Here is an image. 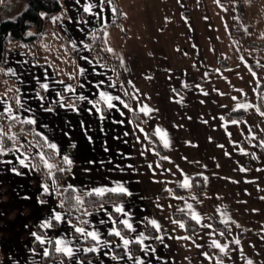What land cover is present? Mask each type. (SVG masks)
<instances>
[{
    "label": "crops",
    "instance_id": "obj_1",
    "mask_svg": "<svg viewBox=\"0 0 264 264\" xmlns=\"http://www.w3.org/2000/svg\"><path fill=\"white\" fill-rule=\"evenodd\" d=\"M254 1L261 16L263 5ZM88 3L97 5L93 14L84 11ZM117 3L122 24L104 30L102 43L119 64L122 87L110 69L89 55L85 42L92 32L114 19L110 0L102 5L100 0H61L63 16L56 19V28L76 57L75 80L71 79L72 69L60 70L67 76L60 77L51 61L34 60L23 49L4 54L1 69L16 89V108L9 96L0 92V115L7 117L5 109L10 108L20 120L34 119L31 125L44 143L45 139L54 143L56 155L69 156L73 164L60 184L55 179L53 189L48 174L44 181L35 172L30 154L13 149L2 156L0 264H135V258L144 264H264V134L260 128L264 116L257 111H264V51L252 49L249 58L239 56V45L230 36L233 29L225 23L227 6L215 0ZM67 63L64 60L61 66ZM202 72H209L205 80L199 77ZM253 73L259 82L250 81ZM42 84L48 85L47 91ZM246 89H251L255 123L237 106ZM101 92L120 97L132 110L119 100H113L115 107L108 108L100 100ZM237 93L242 96L240 103H236ZM80 96L86 99H78ZM61 104L74 105L75 110ZM144 106L151 109L147 115L140 111ZM236 110H242L244 116L233 124L225 116ZM134 114L143 115L145 123L137 124ZM158 128L167 133V148L156 133ZM148 133L156 136L163 155L147 145ZM21 153L27 155L29 167L19 163ZM38 153L31 149V154ZM195 175L205 179L204 193L196 199L159 196L163 190L182 187L185 179L190 184ZM118 183L131 195L105 204L104 210L99 206L87 211L90 215H83L80 223L72 222L56 201L59 186L71 185L75 191L87 193ZM44 184L49 185V194L43 193ZM188 204L200 215L201 224L191 239H178L188 236L186 228L172 221L182 222L174 218L179 213L191 218ZM116 206H122L127 215L115 212ZM54 211L66 215V220L42 228ZM109 215L116 221L128 219L136 231L117 223L121 234L135 240L143 232L149 237L144 245L155 252L145 253L141 245L131 243L134 259H128L120 238L109 234L113 227ZM150 220L157 221L160 231ZM213 220L223 229H216ZM146 223L153 229L152 237L145 232ZM73 225L97 232L100 243L82 237ZM33 233L46 241L63 238L79 251L70 260L61 254L43 263L44 249L51 252L54 244L41 245ZM156 236L163 237V242L153 238ZM214 240L227 245L223 253L212 246ZM93 246L97 252L83 251Z\"/></svg>",
    "mask_w": 264,
    "mask_h": 264
},
{
    "label": "trees",
    "instance_id": "obj_2",
    "mask_svg": "<svg viewBox=\"0 0 264 264\" xmlns=\"http://www.w3.org/2000/svg\"><path fill=\"white\" fill-rule=\"evenodd\" d=\"M5 1L2 0L4 4ZM114 6V19L109 22L107 25L98 28L92 32L85 40L89 55L104 67L112 71L114 80L116 83L122 87V75L120 72V67L116 59L110 57L102 43V36L104 30L112 27H116L122 24V11L120 6L117 3V0H110ZM220 6H232L235 10L236 17L240 21L245 19V7L242 0H215ZM3 4L0 6V12L3 11ZM61 9V0H24V9L16 14L12 18L5 19L0 22V92H4L9 96L11 106L16 108V89L12 83H10L1 67L4 54L7 50L20 48L25 50L34 60L37 61H51L55 65L56 74L60 77L66 78V73H62L60 70L63 68L72 69L71 79H76V57L74 53L70 50L66 44L63 37L59 34L56 28V15ZM262 19L264 25V7L262 8ZM264 31V26H263ZM46 32L53 33L51 37V42L58 44L57 51L50 56L42 55V47L40 46L43 41L44 35ZM126 34L125 30L123 32ZM230 36L239 42H243V36L240 31L231 30ZM247 47L252 49H258L264 51V43L250 41L245 43ZM62 46V47H60ZM63 60H68V63L63 67L61 63ZM262 87L260 86L259 91ZM244 116L242 110H236L230 112L225 116L227 120H236ZM137 124L142 125L145 123L144 117L141 114L133 115ZM20 119L11 121L7 117L0 115V127L4 133L16 134V140H4L5 148H20L21 151L31 155L32 166L35 172L46 181L48 174V169L44 168L43 163L40 161L39 156L31 154V149L35 148L40 152H43L45 157H51L49 163L56 165L60 168H67L68 166L63 164L62 158L58 157L56 153L46 146L42 138L34 131L31 124L21 123ZM146 143L150 146L158 155L164 154V148L159 143L155 135L148 133L146 135ZM23 145V147H21ZM30 145H32L30 147ZM3 155H0V159ZM55 179L58 184H60L66 177L69 171L63 173L57 172L56 168L52 169ZM191 187H174L168 190H163L159 193L160 197L166 196H176V197H199L204 193L205 190V179L200 175H195L191 177L190 180ZM80 197L84 204L78 206L76 204V197ZM125 194H114L106 193L103 197H97L95 194L89 196L86 193H79L77 191H64V188L58 187L56 192V201L60 207L61 202L63 201V207H60L64 210L69 219L74 223H80L81 218L84 215L85 211H90L98 208L101 203L112 204L118 203L125 200ZM174 218L181 220L185 224L186 233L189 237L193 236L194 232L197 229V224L189 216L185 214H174ZM212 224L216 229H223L222 226L216 222L212 221ZM145 232L149 236H153L154 232L150 224H145ZM136 249H134L135 251ZM62 255L54 252L53 248L48 257L42 259L43 263H46L50 259L61 257Z\"/></svg>",
    "mask_w": 264,
    "mask_h": 264
},
{
    "label": "snow or ice",
    "instance_id": "obj_3",
    "mask_svg": "<svg viewBox=\"0 0 264 264\" xmlns=\"http://www.w3.org/2000/svg\"><path fill=\"white\" fill-rule=\"evenodd\" d=\"M77 2H79V0H77ZM105 2V0H100V4L102 5L103 3ZM94 7H97V5L95 4H92V3H88L87 6L84 7V11L87 12V13H90V14H93L92 13V9ZM101 11H103V9L101 8ZM113 11H115V9H113ZM105 35H107V33H105ZM108 51H112L110 48L108 49ZM10 71V70H9ZM81 71H83V69H81ZM41 87L47 91L48 89V85L46 84H42ZM71 90V89H69ZM100 100L105 102L107 104V107L108 108H113L115 107V105L112 103L113 100H119L121 104H124V107L125 108H129V110L131 111L132 109L129 107L128 104H126L123 100H120V97H113L111 95H107L105 94L104 92H101L100 94ZM78 99L80 100H85L86 97L84 96H80L78 97ZM233 99H236L235 97H233ZM61 100H63V97H61ZM91 103V101H89ZM2 103V102H0ZM20 101L17 100V104H19ZM61 106H67V107H72L73 110H75V107L74 105H64V104H61ZM93 107H96V104H93ZM252 107V105L250 104H247V105H238V108H243L244 110H247L248 108ZM48 111H51V109H47ZM100 109L97 108V111H99ZM140 111L143 112L145 115H147L151 109L148 108L147 106H144V107H141L140 108ZM257 111L260 113L261 116H264V111H261L259 108H257ZM5 113L7 114V119L11 120V121H15L18 119V117L14 116L11 114V109L10 108H6L5 109ZM103 118V117H101ZM21 123H25V124H35V120L34 119H24V120H21L20 121ZM233 124H236L238 123V121L236 120H233L232 121ZM156 133L159 135L160 139L163 141V145L165 148H167L169 146V143H168V140H167V133L166 132H163L161 129H157L156 130ZM39 135V134H38ZM16 134H11L9 135L8 133H4L2 130H0V155H8L9 153H12L13 152V149L11 148H5L4 146V140L5 139H8V140H13L15 141L16 140ZM43 138V137H42ZM45 143L47 144V146L53 150H56V145L54 143H50L48 142L46 139H45ZM32 145H30L31 147ZM21 147H23V145H21ZM73 147H75V145H73ZM16 153H19L20 152V148H15L14 150ZM39 156V159L40 161L43 163V166L44 168L48 169V178L50 180L53 181V184H52V188L55 189L56 187V184H55V176H54V173L52 171L53 168H56V171L57 172H60V173H63L65 171H71V166L73 164V161L72 159L67 156V155H64L62 157V162L63 164L67 165L68 167L67 168H60L56 165H53L51 163H49V160L51 159V157H48L46 158L44 153L43 152H40L37 154ZM21 156L23 158L20 159L19 163L21 165H23L24 167H29L30 165L28 163H26L25 161L28 160V157L27 155L21 153ZM164 159H167V157H164ZM13 171L15 172L16 170L13 169ZM17 175H20L21 173L19 172H16ZM182 187L184 188H189L191 187V185L189 184L188 180L185 179L183 184H182ZM42 189H43V193L44 194H49L50 193V187L49 185L47 184H44L42 185ZM72 190V191H75L76 189L73 188L71 185H68L64 188V191H69V190ZM114 193V194H128V195H131V193L128 192L127 188L123 186V184H120L118 183L115 187H111V188H108V187H100V188H95V189H92L91 191L87 192L86 195H93L95 194L97 197H103L106 193ZM192 199H196L195 197H192ZM45 201L41 200L40 203H44ZM76 204L78 206H82L84 204V201L78 196L76 197ZM60 207H63V201L61 202V205ZM187 208L189 210V214L191 216V219L193 221H195L196 224H201V217L200 215H198L195 211H192V205L191 204H188L187 205ZM100 210H104V204L101 203L100 204ZM114 211L117 212V213H121L123 215H127L125 212H124V209L122 206H116L114 208ZM181 211H183V209H181ZM84 215H90V213H88L87 211L84 212ZM66 220V215H62L61 213L59 212H53L52 214V217L50 220H47L45 221L44 223L41 224V227L42 228H51L53 227V222H56V223H60V222H63ZM109 220L112 221L113 223V227L110 231V235H114L116 237H119L120 240L122 241V245L125 249V252H126V255L128 256V259H134L133 256L131 255V252L129 250V245L131 243H137L139 245H141V251L147 253L148 251H152V252H155V249H149L147 246L144 245V241L149 239L148 236H146L143 232L139 233L138 237L135 239V240H131V239H127L125 238L122 234H121V231L117 229L116 227V224H121L123 225V227L129 231H132V232H135L136 229L133 227V224L128 220V219H122V220H119V221H116V220H113V218L111 217V215H109ZM174 224H177L179 228L181 229H185V224L183 222H179V221H175L173 220L172 221ZM83 223L87 224L88 221H83ZM149 223L152 225L153 228H155L157 231H160V225L157 223L156 220H150ZM204 227H211V225H202ZM73 228H74V231L76 233H79L82 237H87V238H90L91 240L95 241L97 243V245L100 243V237L98 235L97 232L95 231H87L86 228H83V227H78V226H75L73 225ZM221 235H223V233H221ZM33 236L35 237V239L37 241H39V243L41 245H44L45 243H52L54 244V250L56 253H59V254H62L63 256H66L68 258H72L74 255H75V251H79V249H76L74 250V248L71 245V242L68 241V240H65L63 238H56L54 241L49 239V240H45L44 238H42L41 236L39 235H36L35 233H33ZM154 239H157V240H160L161 242H163V237H160V236H156V237H153ZM178 239H191V237H188V236H184V237H178ZM235 243H239V241H235ZM197 247H201L200 245H196ZM212 246L216 247L217 249L220 250V252H224L225 251V248L227 247V245H221L219 242L217 241H213L212 243ZM84 252H97L98 251V248L96 246H93L91 248H85L83 249ZM42 255L44 257H48L50 255V252L48 251L47 248L44 249ZM205 256H207V254L205 253L204 254ZM113 259H118L117 257H113ZM135 264H144L143 260L139 259V258H135ZM249 264H251V261H249Z\"/></svg>",
    "mask_w": 264,
    "mask_h": 264
},
{
    "label": "rangeland",
    "instance_id": "obj_4",
    "mask_svg": "<svg viewBox=\"0 0 264 264\" xmlns=\"http://www.w3.org/2000/svg\"><path fill=\"white\" fill-rule=\"evenodd\" d=\"M257 1L261 2V4L263 5L262 6V8H263L264 7V0H257ZM242 2L244 3L245 14H246L244 21H240L236 17L235 10L232 6L226 7L227 8L226 10H228V11L224 15V18L226 21L225 23L229 27H231L233 30L240 31L242 33V36L244 39L242 44H244L245 46L241 47L240 46L241 43L234 40L236 45L237 44L239 45L238 47H236L237 48L236 51L239 53V56L243 57V58H249L250 56H252L253 51H252V48L247 47L245 43L250 42V41H256V42L264 43V31H263L264 25H263V19H262V11H261V16H260L259 6L257 5L256 1H254V0H242ZM2 4H3L2 0H0V6ZM3 7H4L3 11L0 12V22L5 20V19L12 18L16 14L20 13L24 9V0H8V1H5V3L3 4ZM262 8L260 6V10H262ZM229 11H231V13ZM62 12H63V10L60 9V11L56 15V17L57 18L62 17L63 16ZM52 36H53V33L46 32V34L44 35L43 41L40 44V46L42 47V55H44V56H50L57 51L56 49H57L58 44L55 45L54 42H51ZM223 46L224 45H221L220 51H223L222 50ZM60 47H62V46H60ZM253 50H255L256 52L257 51L262 52V50H258V49H253ZM65 61H67V60H65ZM63 62H64V60H63ZM208 75H209V72L208 73L207 72L206 73H203V72L199 73V77H201L203 80H205L204 76H208ZM242 78H244V76ZM256 80H257V82H259L258 75H257V73H253V76H251L250 81H256ZM248 90L247 89L245 90L244 95H243V102L241 104H238V105H247V104L252 105V107L248 108L246 110V112H247V114H249V117H250L249 119L255 123L258 121V119L254 115L255 108L253 107V102L251 103V101H252V99H251L252 95L250 94L251 89H248ZM239 94H241V93H239ZM241 97L242 96L238 95V93H237V97H236L237 102L236 103H240L239 98H241ZM255 97H256V94L254 93V102H255ZM260 128H261V130H263L262 133L264 134V125H261ZM250 141H251L250 138H248L247 142H249L251 144ZM69 260H70V258H69Z\"/></svg>",
    "mask_w": 264,
    "mask_h": 264
}]
</instances>
